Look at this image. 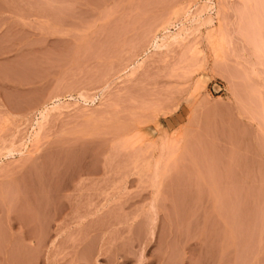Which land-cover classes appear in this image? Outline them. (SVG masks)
Masks as SVG:
<instances>
[{"label": "rangeland", "instance_id": "rangeland-1", "mask_svg": "<svg viewBox=\"0 0 264 264\" xmlns=\"http://www.w3.org/2000/svg\"><path fill=\"white\" fill-rule=\"evenodd\" d=\"M0 264H264V0H0Z\"/></svg>", "mask_w": 264, "mask_h": 264}, {"label": "bare ground", "instance_id": "bare-ground-1", "mask_svg": "<svg viewBox=\"0 0 264 264\" xmlns=\"http://www.w3.org/2000/svg\"><path fill=\"white\" fill-rule=\"evenodd\" d=\"M41 111H42V110H41ZM41 111H40V112H41ZM42 113H43V112H42ZM42 113H41V114H42ZM42 115H43V114H42Z\"/></svg>", "mask_w": 264, "mask_h": 264}]
</instances>
